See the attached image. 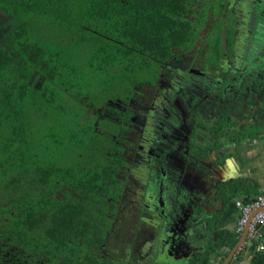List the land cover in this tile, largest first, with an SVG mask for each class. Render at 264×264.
I'll list each match as a JSON object with an SVG mask.
<instances>
[{
	"label": "trees",
	"instance_id": "16d2710c",
	"mask_svg": "<svg viewBox=\"0 0 264 264\" xmlns=\"http://www.w3.org/2000/svg\"><path fill=\"white\" fill-rule=\"evenodd\" d=\"M193 1L0 0V264H88L75 239L100 227L90 207L106 199L81 166L98 108L192 46Z\"/></svg>",
	"mask_w": 264,
	"mask_h": 264
},
{
	"label": "flooded vegetation",
	"instance_id": "af4514ba",
	"mask_svg": "<svg viewBox=\"0 0 264 264\" xmlns=\"http://www.w3.org/2000/svg\"><path fill=\"white\" fill-rule=\"evenodd\" d=\"M219 1L191 2L188 5L191 12L186 18L192 21L197 34L192 46L176 49L171 60L157 64L153 76L143 74L142 84L131 90L114 91L98 108L99 117L95 123L101 139L98 144L94 143L88 159L81 166L100 171L103 179L100 175L96 181L106 184L101 190L106 199L101 210L97 211L94 205L90 207L94 225L97 223L100 227L84 232L88 242H83V238L75 239L88 253V264H117L120 261L125 264V254L117 255L115 251L123 250L128 240L135 243L136 239L137 254H141L140 249L145 244L151 247L156 243V256L151 258L149 255L145 260L147 264H174V258L169 257L176 251L171 244L174 237L170 232L180 228H173L168 220L165 211L175 208L168 204L165 189L176 186L175 182L180 178L186 181L183 166L193 146L195 149L193 143L189 144L191 124L200 121L207 104L218 101L222 85L230 83L232 63L235 62V71L237 63H242L240 58L238 62L222 59L216 49L219 41L234 42L237 33L231 28L235 17L228 9L225 16L218 15ZM222 8H226V4ZM224 19L230 24L226 31L220 28ZM241 28V32H245ZM246 37L244 33L242 39ZM212 54L216 60H211L209 55ZM101 121L102 129L105 121L119 125V128L110 130L105 122V133L100 132ZM103 134H112L113 138ZM101 145L106 153H102ZM198 148L192 154H199ZM72 193L77 203L83 202L77 190ZM96 233L100 235L98 240H94ZM183 253L179 254L182 256Z\"/></svg>",
	"mask_w": 264,
	"mask_h": 264
},
{
	"label": "crops",
	"instance_id": "0c3cea01",
	"mask_svg": "<svg viewBox=\"0 0 264 264\" xmlns=\"http://www.w3.org/2000/svg\"><path fill=\"white\" fill-rule=\"evenodd\" d=\"M219 4L218 15L225 16L228 9L235 17L231 28L237 31L230 47L228 41H219L222 59L238 62L247 56L254 65L242 71L237 63L235 71V62H231L230 83L222 85L218 101L207 104L200 121L191 124L189 144L193 143L195 150L199 147V154L190 151L185 160L186 181L180 178L176 186L165 189L168 204L175 208L165 212L173 228H180L170 232L176 251L169 257L174 258V264H195L200 257L210 264H254L258 254H264L260 248L264 227L260 229L261 239L244 232L233 247L220 244L237 234L240 210L236 200L249 202L264 194V3L220 0ZM227 21H221L222 31L230 26ZM244 33L247 37L242 39ZM245 41L250 46L243 49L240 44ZM149 251H144L146 257Z\"/></svg>",
	"mask_w": 264,
	"mask_h": 264
},
{
	"label": "built area",
	"instance_id": "2783aa9c",
	"mask_svg": "<svg viewBox=\"0 0 264 264\" xmlns=\"http://www.w3.org/2000/svg\"><path fill=\"white\" fill-rule=\"evenodd\" d=\"M236 206L240 210L236 232L240 235L247 229L249 235L252 234L261 239L262 234L260 229L264 227V194L257 196L249 202L236 200ZM260 248L264 249V244H261ZM212 264L219 263L213 262Z\"/></svg>",
	"mask_w": 264,
	"mask_h": 264
},
{
	"label": "rangeland",
	"instance_id": "374dc122",
	"mask_svg": "<svg viewBox=\"0 0 264 264\" xmlns=\"http://www.w3.org/2000/svg\"><path fill=\"white\" fill-rule=\"evenodd\" d=\"M241 21H243V20H241ZM244 22V21H243ZM211 45V47L213 46V44H210ZM217 46V45H216ZM204 47V46H203ZM219 52H221V49L219 48V50H218ZM210 57H211V60H216V58L217 57H215V55L214 54H212V55H209ZM208 56V57H209ZM219 56H221V58L224 56L222 53L219 55ZM192 64V63H191ZM107 124H108V126H110V130L111 129H115V128H119V125H114V124H110V123H108L107 121H105ZM105 122H103V125H104V129H102L101 128V123H102V121L99 123V131L100 132H103V133H105V125H106V123ZM228 127H231V126H229V123H228ZM215 130V129H214ZM216 130H217V128H216ZM103 136H106V137H108V138H110V139H112L113 138V136H112V134H103ZM106 146L107 147H111V145L109 144V143H107L106 144ZM101 147H102V149H101V151H102V153H106L107 152V150L105 151L104 149H103V145H101ZM101 151H99L100 153H101ZM191 151H195V149H194V146L192 147V149H191ZM96 211V210H95ZM95 211H93V213L95 212ZM137 242V243H136ZM136 242L134 243V241L132 242V241H130V240H128L127 242H125V244H124V247H123V250H117V252L115 251V253L117 254V255H121L122 253H124L125 254V256H126V258H125V260H127L126 261V263L125 264H147L146 263V252H144L145 250H147L148 248H150V251H149V255L151 256V258L153 257V255H155L156 256V243H154V244H152L151 245V247H149V245L148 244H145V246H143V248L142 249H140V251L141 252H144L143 254H137V251H135L136 250V246H137V244H138V239H136ZM109 256L111 257V253H109ZM112 264H114V263H112ZM117 264H123L121 261L120 262H118Z\"/></svg>",
	"mask_w": 264,
	"mask_h": 264
},
{
	"label": "water",
	"instance_id": "95a60500",
	"mask_svg": "<svg viewBox=\"0 0 264 264\" xmlns=\"http://www.w3.org/2000/svg\"><path fill=\"white\" fill-rule=\"evenodd\" d=\"M258 1H260L261 3L264 1V0H258ZM241 46H242V48L243 49H245V48H247V47H249L250 45H249V42L247 41H245V42H242V44H241ZM255 50H258L257 49V46L254 48ZM241 67H242V71L244 70V69H249V68H252L253 67V65H254V63L252 64L251 63V61H249V59H248V57L246 56L244 59H242L241 60ZM247 71H245V73H246ZM242 95V94H241ZM194 154V153H193ZM194 159H196L197 160V158L196 157H193ZM169 220V219H168ZM245 233L247 234V236L249 235V231H247V229L245 230ZM247 236L245 237V239L247 238ZM244 242V241H243ZM243 243H241V244H239V245H237L236 246V249L235 250H238V248L242 245ZM200 250H204V247L202 248V249H200ZM201 258V257H200ZM199 258V259H200Z\"/></svg>",
	"mask_w": 264,
	"mask_h": 264
}]
</instances>
